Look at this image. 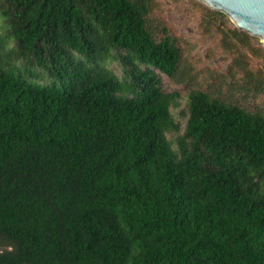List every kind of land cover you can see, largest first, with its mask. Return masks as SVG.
<instances>
[{"label":"trees","instance_id":"trees-1","mask_svg":"<svg viewBox=\"0 0 264 264\" xmlns=\"http://www.w3.org/2000/svg\"><path fill=\"white\" fill-rule=\"evenodd\" d=\"M157 6L0 0V264H264V112L164 90Z\"/></svg>","mask_w":264,"mask_h":264},{"label":"rangeland","instance_id":"rangeland-1","mask_svg":"<svg viewBox=\"0 0 264 264\" xmlns=\"http://www.w3.org/2000/svg\"><path fill=\"white\" fill-rule=\"evenodd\" d=\"M156 1L155 19L165 23L183 50L178 80L162 74L164 90L179 91L186 97L190 89L201 88L249 110L264 112V93L257 94V90L252 91L243 81L244 67L251 71L261 70L264 76V55L250 56L248 49L236 40L224 38L223 31L227 27L239 28L230 16L224 23L216 20L202 0ZM255 37L251 45L264 49L261 38ZM262 80L264 82V77ZM175 111L179 115L180 108Z\"/></svg>","mask_w":264,"mask_h":264},{"label":"water","instance_id":"water-1","mask_svg":"<svg viewBox=\"0 0 264 264\" xmlns=\"http://www.w3.org/2000/svg\"><path fill=\"white\" fill-rule=\"evenodd\" d=\"M225 12L237 27L259 36L264 45V0H202Z\"/></svg>","mask_w":264,"mask_h":264},{"label":"bare ground","instance_id":"bare-ground-1","mask_svg":"<svg viewBox=\"0 0 264 264\" xmlns=\"http://www.w3.org/2000/svg\"><path fill=\"white\" fill-rule=\"evenodd\" d=\"M204 2V1H203ZM205 4H207L206 2H204Z\"/></svg>","mask_w":264,"mask_h":264}]
</instances>
